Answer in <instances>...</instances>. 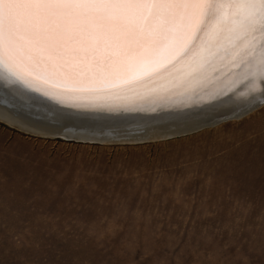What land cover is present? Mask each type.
<instances>
[{"label": "rangeland", "instance_id": "rangeland-1", "mask_svg": "<svg viewBox=\"0 0 264 264\" xmlns=\"http://www.w3.org/2000/svg\"><path fill=\"white\" fill-rule=\"evenodd\" d=\"M0 264H264V104L137 144L43 137L0 120Z\"/></svg>", "mask_w": 264, "mask_h": 264}, {"label": "bare ground", "instance_id": "bare-ground-1", "mask_svg": "<svg viewBox=\"0 0 264 264\" xmlns=\"http://www.w3.org/2000/svg\"><path fill=\"white\" fill-rule=\"evenodd\" d=\"M32 90L111 124L173 108L194 117L176 125L187 131L196 119L247 111L264 100V0H0V120L50 138L124 132L50 129L35 120L54 118Z\"/></svg>", "mask_w": 264, "mask_h": 264}, {"label": "water", "instance_id": "water-1", "mask_svg": "<svg viewBox=\"0 0 264 264\" xmlns=\"http://www.w3.org/2000/svg\"><path fill=\"white\" fill-rule=\"evenodd\" d=\"M2 75V74H1ZM6 80H10L11 84H17L18 86H21L22 88H26V89H31L30 86H28L27 84H25L24 82H21L20 80H17V79H9V78H5ZM33 99H41L39 102L41 103H44L46 104V109L48 110L47 112H49V114H51V116H53L54 119H52L51 121H55L51 123V121L49 120H46V121H41L39 119H36L37 117H35V120L38 121L39 123H42L44 126L46 127H50V129H54V130H57V128H54L53 126L57 127L58 125L56 124H59V125H63V124H68V122H74L75 124L77 125H80V126H83L85 124H88V125H91V126H94L96 125L97 128H101L100 130L103 131L102 134L103 137L107 135H110L111 132H114V131H111V128L112 129H115V130H124V132H117V133H113L114 136H109L111 138H109V141L108 140H92V139H88V140H84V139H77V138H73V137H63V138H66L67 140H75V141H78V142H85V143H99V144H109V145H112V144H134V143H144V142H150V141H153V140H163L165 138H169L171 136H175V135H187V134H192V133H195V132H198V131H201L203 129H206V128H210V127H213V126H217L219 124H222L224 122H227V121H231V120H237V119H240V118H243L244 116L250 114L251 112L255 111L256 109H258L259 107H261L263 104H264V100H262L261 102H259L258 104H256L255 106H253L251 109L249 110H242V111H235V112H230L228 114H216L215 118H201V119H196L194 120L196 123L195 126L193 127H196L192 130H183L182 128H176V125L178 127H181L180 125H186V124H192L193 121H190L191 119H193L194 117L189 116H183V115H179L178 117V112L179 110H174L172 108H165L161 111H158V109L156 110H150L148 112L145 111V112H140L142 114H145V115H148L147 119H145L147 122H141V120L138 122V121H135V123L133 121H129V120H124V121H120L119 120V123H114V124H111V123H106L107 120L105 119H98V118H95V120L91 119L93 117H85V115H89V114H85V113H80V112H76V111H73V110H77V111H80L81 109V112L82 111H87V110H94L93 107H88V109H86L84 106H78V105H71V104H63L64 101H61V100H54V99H46V98H42L41 96H39V93H37L36 91H33ZM37 94H36V93ZM62 92H66V91H60L59 93H62ZM68 93V92H66ZM64 94V93H63ZM61 105V106H64V105H67V106H70V110H62V109H59L57 108L56 106L57 105ZM95 108V107H94ZM162 111H171L173 113H169L170 114V117H167V116H160L159 114L162 113ZM177 112V113H176ZM138 113V114H140ZM175 113V114H174ZM185 115V114H184ZM96 117H99V116H96ZM149 117H153V118H149ZM134 120V118H132ZM175 120V121H174ZM173 122V125H175V131L173 134L171 135H168V136H163V135H159V136H155L153 137L154 135H157V134H151L150 136L147 135V134H144V136H135V138L137 137L138 139L135 140V139H132V140H126V141H122L121 140H116V139H119L117 137H121V138H132L134 135L133 132H135L136 130H139L138 132H147L149 130L150 127H152L154 124H159V123H166V122ZM57 122V123H56ZM130 122H133L130 124ZM100 123V124H98ZM70 124V123H69ZM94 124V125H93ZM110 125L109 127H107V125ZM112 126V127H111ZM111 127V128H110ZM95 128V127H94ZM95 128V130L97 131V133H99L98 130ZM177 129H178V132H177ZM172 131V132H173ZM121 133V134H120ZM62 137V136H61ZM111 139V140H110Z\"/></svg>", "mask_w": 264, "mask_h": 264}]
</instances>
